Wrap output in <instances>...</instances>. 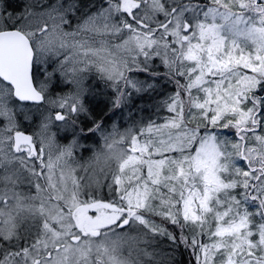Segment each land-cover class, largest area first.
<instances>
[{
	"label": "snow or ice",
	"instance_id": "1",
	"mask_svg": "<svg viewBox=\"0 0 264 264\" xmlns=\"http://www.w3.org/2000/svg\"><path fill=\"white\" fill-rule=\"evenodd\" d=\"M0 264H264V0H0Z\"/></svg>",
	"mask_w": 264,
	"mask_h": 264
}]
</instances>
